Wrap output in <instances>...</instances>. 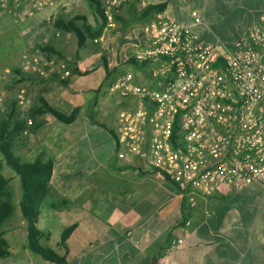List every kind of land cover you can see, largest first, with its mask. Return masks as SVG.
I'll list each match as a JSON object with an SVG mask.
<instances>
[{
    "label": "crops",
    "instance_id": "obj_1",
    "mask_svg": "<svg viewBox=\"0 0 264 264\" xmlns=\"http://www.w3.org/2000/svg\"><path fill=\"white\" fill-rule=\"evenodd\" d=\"M158 5L162 9L149 11ZM192 11L200 14L203 25L192 23ZM263 13L264 0H129L106 21L93 44L89 41L77 51L76 37L55 24L80 15L98 27L86 0H51L20 24H13L9 8L0 9V36L14 31L9 36L13 40L33 38L32 53L25 47L19 50L26 54L14 69L13 98L4 119L11 116V152L16 158L52 166L37 222L48 236L42 245L65 255L68 264H264L263 188L253 184L234 192L222 187L210 195L197 194L196 206L189 208L186 198L151 166L149 135L141 155L130 153L126 144L116 145L120 113L135 109L137 98L109 91L121 76L147 90H155L169 76L167 62L141 65L134 58L153 24L172 19L206 42L230 45ZM40 46L54 48L61 57ZM42 101L65 116L76 110L74 121L63 124L36 113ZM118 151L125 158L119 159ZM5 178L9 189L14 188L8 193L16 214L19 179L15 174ZM20 215L0 227L9 251L0 264H53L27 249L26 223ZM70 226L75 227L65 252L58 245ZM53 233L58 235L51 243ZM176 240L179 244L170 249Z\"/></svg>",
    "mask_w": 264,
    "mask_h": 264
},
{
    "label": "built area",
    "instance_id": "obj_2",
    "mask_svg": "<svg viewBox=\"0 0 264 264\" xmlns=\"http://www.w3.org/2000/svg\"><path fill=\"white\" fill-rule=\"evenodd\" d=\"M107 22L129 0H97ZM51 0H0L13 24L42 11ZM192 23L203 25L197 11ZM137 62L165 61L169 76L155 90L118 77L111 93L135 96L137 106L121 111L116 145L141 155L149 135L153 169L196 206V195L219 188L264 190V13L235 42H206L179 22L150 26ZM119 159L125 158L118 151ZM188 225V223L186 224ZM179 241H173V249Z\"/></svg>",
    "mask_w": 264,
    "mask_h": 264
},
{
    "label": "trees",
    "instance_id": "obj_3",
    "mask_svg": "<svg viewBox=\"0 0 264 264\" xmlns=\"http://www.w3.org/2000/svg\"><path fill=\"white\" fill-rule=\"evenodd\" d=\"M90 9L97 16L100 25L92 27L88 25L83 16H75L68 21H60L55 24V28L63 33H72L77 39V51L86 47L90 41L92 44L99 38L101 31L106 25V18L100 9L97 0H86ZM163 5L153 6L149 11L162 9ZM82 21L81 26L77 22ZM43 52H52L61 55L52 47L40 46ZM103 65L106 68V60L103 58ZM129 62L134 63L131 59ZM136 63V62H135ZM141 65L143 63L141 62ZM41 108L35 110L36 113L46 114L51 120L59 123L69 124L74 121L76 110L69 116H65L52 109L47 102L42 101ZM10 118L0 121V154L2 155V163L5 167L11 169L19 179L21 198L19 202L20 213L26 223L27 230V249L35 256L44 261L53 264H68L65 255H60L56 250L41 244V239L48 236L44 235L37 228V222L40 215L41 204L48 193V183L51 177L52 166L50 162H19L12 154L11 148L13 143L14 128H10ZM1 168V167H0ZM9 180L0 173V227L11 217L13 208L11 205L10 195L6 194ZM4 197L3 199H1ZM75 226L66 228L60 238L58 247L65 252L66 241ZM9 256L8 245L0 233V258Z\"/></svg>",
    "mask_w": 264,
    "mask_h": 264
},
{
    "label": "rangeland",
    "instance_id": "obj_4",
    "mask_svg": "<svg viewBox=\"0 0 264 264\" xmlns=\"http://www.w3.org/2000/svg\"><path fill=\"white\" fill-rule=\"evenodd\" d=\"M20 28V27H19ZM18 28V29H19ZM14 31H10V33L13 34ZM6 33L0 36V121L4 120L6 117V112H9L10 109V101L13 98V78H14V69L20 68V62H21V56L23 52H20L19 50L21 47L27 48L26 53L30 51H34L32 43L33 38H30V36L26 35V37H22L21 40H13L12 34ZM75 40V37L72 36ZM68 47H73V44L70 42L67 44ZM31 47V48H30ZM29 50V51H28ZM25 52L23 54H26ZM33 63L28 65V68H31ZM42 68H49L47 66H42ZM136 70H142L141 68H134ZM148 69V68H147ZM13 144V143H12ZM13 152V151H12ZM14 153V152H13ZM18 159V158H17ZM19 162H21V159H18ZM0 173L4 175L5 177H8L10 174H15L11 169L5 167L2 163V155L0 154ZM13 186L9 189V187L6 190V194L10 195V193H13ZM10 191V193H8ZM11 196V195H10ZM2 197L1 199H3ZM20 212L17 211V213L12 214L11 217L8 219L7 222H12L14 219L17 218V215H19ZM21 216V215H20ZM22 218V217H21ZM26 234V233H25ZM58 234L53 233L51 243L54 241V237ZM26 235L21 238V241L24 242V246H26L25 241ZM72 252H76V249H70ZM22 251V249H21ZM73 254L71 253L68 257V259L71 258ZM34 256V255H32Z\"/></svg>",
    "mask_w": 264,
    "mask_h": 264
}]
</instances>
